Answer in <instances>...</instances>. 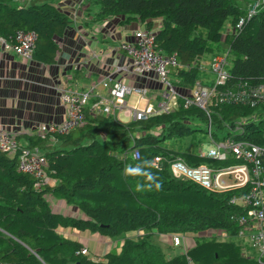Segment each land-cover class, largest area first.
I'll list each match as a JSON object with an SVG mask.
<instances>
[{
	"label": "trees",
	"instance_id": "16d2710c",
	"mask_svg": "<svg viewBox=\"0 0 264 264\" xmlns=\"http://www.w3.org/2000/svg\"><path fill=\"white\" fill-rule=\"evenodd\" d=\"M58 1L0 0V37L7 38L19 29L33 31L32 60L53 64L58 53L55 40L71 23L56 7ZM87 3V11L95 20L119 17L122 24L134 20L153 31L156 48L176 61L168 68L174 87L191 90L196 83L211 87L215 75L210 64L219 56L214 53L225 49L221 55L226 59L230 55L231 64L216 92L259 85L264 88V0ZM254 6V13L249 15ZM240 19L241 25L235 28ZM207 53L213 54L209 68L204 61ZM177 103L170 112L126 123L109 115L90 114L87 106L83 124L66 135L53 139L38 134L23 137L26 144L17 141L19 148H36L46 159L48 182L41 190L36 189L31 176L18 170L16 155L0 153V264H264V258L259 262L245 256L230 240L237 235L238 219L249 207L229 201L244 188L207 191L173 177L169 169L176 158L190 166L212 168L235 163L231 158L218 161L198 155L206 139L220 142L231 138L264 146V102L254 106L221 104L212 98L206 111L184 108L180 98ZM194 119L206 128L200 130ZM197 131H202L201 139L196 137ZM133 150L139 152L138 159L129 155ZM154 157L161 159L157 166ZM262 166L264 172V156ZM136 167L140 171L129 170ZM48 196L75 208L81 216L53 211ZM60 227L97 232L121 241V245L94 260L80 254L83 246L59 233ZM204 230L228 234L229 240L201 237L173 256L165 251L169 247L157 240L162 235L184 237ZM129 232L137 235L128 236Z\"/></svg>",
	"mask_w": 264,
	"mask_h": 264
},
{
	"label": "built area",
	"instance_id": "2783aa9c",
	"mask_svg": "<svg viewBox=\"0 0 264 264\" xmlns=\"http://www.w3.org/2000/svg\"><path fill=\"white\" fill-rule=\"evenodd\" d=\"M249 9V15L254 13V8ZM242 23L240 19L235 28ZM232 31H234V29ZM231 30V29H230ZM229 30V31H230ZM132 41L120 43L119 49L130 59L128 67L122 66L119 69L129 74L152 75L163 87L161 98L155 105H147L144 109L128 108L125 104V97L135 92L143 99L146 95L144 89H132L121 81L112 84L101 81L99 84L107 90L105 96L97 97L93 102L91 89L76 91L62 89L59 93L60 104L65 109V118L60 123L42 124L37 128L36 134L41 138L53 139L55 136H62L80 127L85 119L84 109L88 106L90 114L111 115L113 112L121 111L130 113L132 120L144 119L147 116L166 113L177 106L178 98L183 102V107L194 106L206 111L212 98L221 104H244L254 106L257 102H264V88L259 85L250 89L245 87L227 88L217 93L216 85L223 84L227 77V59L225 55L214 57L210 69L215 75L214 84L205 87L198 83L186 95L175 91V88L168 79V68L176 65L173 56L162 55L154 44V33L144 28L137 29ZM36 41V34L33 31L16 30L7 38L0 37V48L4 51H11L25 60H32V53ZM0 153L16 155L17 168L20 172L31 176L35 181L37 190H41L48 182L46 176V159L36 148H19L14 135L0 126ZM200 156L226 161L233 158L235 163L212 168L205 165L190 166L181 158L172 160L169 169L173 177L182 180H189L199 187L212 192H224L233 189H243L238 195L230 199V204L249 207L245 216L238 219L240 229L239 236L247 234L251 247L260 257H264V172L262 157L264 146L247 142H235L231 138L224 141L213 142L206 153H199ZM133 159L139 158V152L133 150L129 153ZM160 157H154V165H158ZM226 178L228 181H224ZM184 237L173 235L171 243L179 246ZM80 254H85L86 249L82 248ZM190 263V261L188 260Z\"/></svg>",
	"mask_w": 264,
	"mask_h": 264
},
{
	"label": "crops",
	"instance_id": "0c3cea01",
	"mask_svg": "<svg viewBox=\"0 0 264 264\" xmlns=\"http://www.w3.org/2000/svg\"><path fill=\"white\" fill-rule=\"evenodd\" d=\"M56 7L69 17L71 23L64 34L55 40L58 53L53 64L43 65L34 60H25L11 51L0 48V126L14 135L20 145L26 144L23 137L35 135L40 125L60 123L64 120L65 109L59 101L62 89L76 91L91 89L89 102L91 103L107 93L99 82L106 80L112 84L121 81L132 89L145 90L146 95L143 99L135 92L124 99L128 108L137 109H144L149 104L155 106L164 91L152 75L125 74L119 69L130 65V59L119 49V45L124 41H132L134 32L143 28L138 21L122 24V18L119 17L103 22L95 20L87 11L89 7L87 0H60ZM93 9L95 10V7ZM159 21H155L156 29L159 27ZM177 89L182 95L188 93L187 89ZM109 116L123 123L132 121L130 113L127 112L116 110ZM211 146L212 144H208L205 150L198 149V155L206 153ZM46 198L50 204L57 206L59 213L81 216L75 208L67 206L63 201L53 199L51 196ZM58 232L77 240L83 247L86 246L88 254L97 256L98 259L112 248L121 245V241L117 239L98 234L95 240L97 247L92 251L91 239L84 236L85 231L60 227ZM127 235L135 236L137 233L129 232ZM222 235L223 237L217 240H229L228 234ZM162 237L164 236H158L157 240H164ZM166 237H168L164 240L166 245L177 247L172 245L171 236ZM238 238L243 241L242 245L238 240L237 243L234 242V239ZM230 240L241 248L245 256L259 262L264 258L260 257L257 251V255L249 253L250 249L254 248L251 247L247 234L235 235Z\"/></svg>",
	"mask_w": 264,
	"mask_h": 264
},
{
	"label": "rangeland",
	"instance_id": "374dc122",
	"mask_svg": "<svg viewBox=\"0 0 264 264\" xmlns=\"http://www.w3.org/2000/svg\"><path fill=\"white\" fill-rule=\"evenodd\" d=\"M242 2V1H241ZM227 25V29L228 30H230V28H229V24H226ZM225 49H222V50H220L219 52H215L214 53V55L216 54V55H221L223 52H225L224 51ZM212 56H213V54H211V53H207V54H205L204 55V61H205V66H207L208 68H209V64H210V62H211V60H212ZM231 56L229 55L228 56V58H227V63L230 65L231 64ZM175 88V91L177 92V88L176 87H174ZM130 98H133V97H130ZM194 123H195V125L200 129V130H204L206 127H205V124H203L202 122H200L199 120H197V119H194ZM195 135H196V137L198 138V139H201L202 138V136H203V134H202V131H197L196 133H195ZM189 140V138H186L184 141L185 142H187ZM205 142H206V145L204 146V147H201V148H203L204 150L206 149V147H207V145L208 144H213V142L212 141H207V139L205 140ZM223 180H225V179H223ZM50 207H51V209L53 210V211H55V212H59L58 211V208H57V206L56 205H52V203L50 204ZM211 235H213V236H216V237H223V235L220 233L219 234V232L217 231V230H204V231H201V232H198V233H196V234H186V235H184V240H183V242H181V244H180V246L179 247H172L171 245H166L165 244V242H164V240L165 239H168V237H166V235H162V236H164V237H162V239H164V240H162L160 243H161V245L163 246V247H165V246H168L169 247V249H165V251H166V253L168 254V255H170V256H173L174 254H179V253H183L184 252V250H186L185 248H186V246H187V248H189V247H191L193 244H194V241H195V239H197V240H200L201 239V237H209V236H211ZM84 236H86V237H88V238H90L91 239V242H90V248H92V251L93 250H95V247H97V245L95 244V240L98 238V233L97 232H90V231H88V230H86L85 232H84ZM168 236V235H167ZM176 236H178V237H183V235H180V234H178V235H176ZM172 237V236H171ZM171 237H170V240H171ZM93 239V240H92ZM237 240H238V242L242 245V240L241 239H234V242H236L237 243ZM239 244V245H240ZM101 245V244H100ZM98 246V248H100L101 246ZM189 246V247H188ZM82 248H85L86 249V253L84 254V255H88L91 259H94V260H100V259H98V258H96L97 256H93V255H91V254H88V249L86 248V246H84V247H82ZM249 253L251 254V255H257V252H256V250L255 249H250V251H249ZM95 257V258H94Z\"/></svg>",
	"mask_w": 264,
	"mask_h": 264
},
{
	"label": "clouds",
	"instance_id": "9594fccd",
	"mask_svg": "<svg viewBox=\"0 0 264 264\" xmlns=\"http://www.w3.org/2000/svg\"><path fill=\"white\" fill-rule=\"evenodd\" d=\"M146 163H149L148 161H145ZM130 171H140L138 167L134 168V169H129ZM151 178V177H149ZM157 187H159V184L157 183L156 185ZM137 187H139V185H137Z\"/></svg>",
	"mask_w": 264,
	"mask_h": 264
}]
</instances>
